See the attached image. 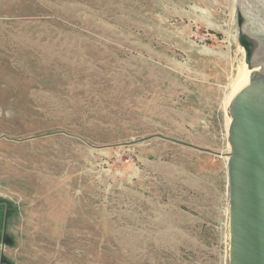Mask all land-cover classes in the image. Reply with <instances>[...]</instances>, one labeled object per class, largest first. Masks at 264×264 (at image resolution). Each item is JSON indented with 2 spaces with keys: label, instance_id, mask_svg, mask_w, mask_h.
<instances>
[{
  "label": "rangeland",
  "instance_id": "obj_1",
  "mask_svg": "<svg viewBox=\"0 0 264 264\" xmlns=\"http://www.w3.org/2000/svg\"><path fill=\"white\" fill-rule=\"evenodd\" d=\"M236 2L0 0V264H227Z\"/></svg>",
  "mask_w": 264,
  "mask_h": 264
},
{
  "label": "water",
  "instance_id": "obj_2",
  "mask_svg": "<svg viewBox=\"0 0 264 264\" xmlns=\"http://www.w3.org/2000/svg\"><path fill=\"white\" fill-rule=\"evenodd\" d=\"M258 43L264 23L236 2L231 44H240L249 71L229 105L227 264H264V56L252 62L259 56L247 50Z\"/></svg>",
  "mask_w": 264,
  "mask_h": 264
},
{
  "label": "bare ground",
  "instance_id": "obj_3",
  "mask_svg": "<svg viewBox=\"0 0 264 264\" xmlns=\"http://www.w3.org/2000/svg\"><path fill=\"white\" fill-rule=\"evenodd\" d=\"M245 4V3H244ZM247 6V5H246ZM249 6V5H248ZM252 7V6H251ZM252 12V11H251ZM256 12V11H255ZM255 16V15H254ZM257 19H259L261 22L264 23V20L260 17H258ZM248 67H246V65H239L237 67V72L236 75L231 83V89L230 92L228 93V96L226 98V105L229 109V105L230 102L232 100V98L234 97V95L238 92V90L243 86V84L248 80ZM227 126L230 122V116L227 117ZM228 128V127H227ZM228 228H229V224H228ZM229 237V236H228Z\"/></svg>",
  "mask_w": 264,
  "mask_h": 264
},
{
  "label": "flooded vegetation",
  "instance_id": "obj_4",
  "mask_svg": "<svg viewBox=\"0 0 264 264\" xmlns=\"http://www.w3.org/2000/svg\"><path fill=\"white\" fill-rule=\"evenodd\" d=\"M247 50H248V53L250 56L253 53V51L254 52L256 51L259 57H257V58L251 57L252 62L258 61V62H260V64H262V62H261L262 58L261 57L264 56V46L261 43L253 44V45L247 44Z\"/></svg>",
  "mask_w": 264,
  "mask_h": 264
},
{
  "label": "crops",
  "instance_id": "obj_5",
  "mask_svg": "<svg viewBox=\"0 0 264 264\" xmlns=\"http://www.w3.org/2000/svg\"><path fill=\"white\" fill-rule=\"evenodd\" d=\"M4 233V212L0 209V235Z\"/></svg>",
  "mask_w": 264,
  "mask_h": 264
}]
</instances>
